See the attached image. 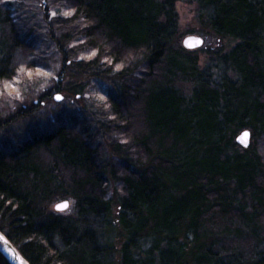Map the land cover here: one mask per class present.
Listing matches in <instances>:
<instances>
[{
  "label": "trees",
  "instance_id": "trees-1",
  "mask_svg": "<svg viewBox=\"0 0 264 264\" xmlns=\"http://www.w3.org/2000/svg\"><path fill=\"white\" fill-rule=\"evenodd\" d=\"M22 1L0 0V86L37 95L22 75L51 58L61 79L0 122V231L24 258L264 264V0H189L234 43L205 67L181 43L182 0H44L37 20ZM98 83L92 123L37 120L56 94L79 102ZM60 200L76 217L50 212Z\"/></svg>",
  "mask_w": 264,
  "mask_h": 264
},
{
  "label": "rangeland",
  "instance_id": "rangeland-1",
  "mask_svg": "<svg viewBox=\"0 0 264 264\" xmlns=\"http://www.w3.org/2000/svg\"><path fill=\"white\" fill-rule=\"evenodd\" d=\"M23 6L28 7V13L34 14L37 17H34L35 20L42 17L44 12L43 7H48V4H44V0H24ZM22 4V3H21ZM52 10V9H51ZM177 13L179 19V30L181 35V43L183 45L184 40L187 37L196 36L201 37L204 40V45L202 48L197 51L195 56L200 59L199 64L205 67L209 62L210 56L208 55V51L213 50L215 52L221 45L225 50H229L234 43L227 39H219L216 38L213 33L206 29L205 25L200 21V8L199 5L193 1L182 0L177 4ZM51 18L55 16V12L52 10L50 13ZM206 49V51H202ZM54 55V54H53ZM55 57V55H54ZM56 58V57H55ZM211 62V60H210ZM49 68H43L42 70H38L34 73L26 72L22 75L23 80L27 83L32 82L33 84H37V95L41 96L44 92H46L49 88H53V81L60 82L58 72L60 69V65L57 64V61L54 58L50 59ZM210 64V63H209ZM214 72V67H211ZM32 89H35V86H32ZM23 84L21 79H16L13 83H5L0 86V122L5 121V118L10 115L15 114L19 109V107H25L28 103L32 102L39 106V100L37 95L34 94L32 97L22 92ZM188 92L187 88H185ZM108 92V87L98 83L93 88L90 89V92L84 96V99L79 98V102H76L72 97H67L63 94L64 100L61 103H56L54 100L48 101V103H44L42 105L43 108L38 109L36 113V118L38 121H41L44 115L54 114L58 115L62 118H80L86 122H91L98 113V105L99 103L105 102V95ZM36 97V98H34ZM55 99V98H54ZM93 115V117H92ZM96 120V119H95ZM29 123V122H28ZM16 131V129L14 130ZM4 139V133L0 131V143ZM34 167H37L36 164H33ZM38 171L42 172V168L39 166ZM41 175V180H42ZM114 188L110 190V197H113ZM63 201L60 200L58 202H54L50 205L49 210L55 214H61L63 217H76L75 212V203L72 200H68L70 202V208L63 212L59 213L55 210V206ZM114 223L116 221V209H114ZM116 234L121 232L120 227L115 223ZM118 242V240H117Z\"/></svg>",
  "mask_w": 264,
  "mask_h": 264
},
{
  "label": "water",
  "instance_id": "water-1",
  "mask_svg": "<svg viewBox=\"0 0 264 264\" xmlns=\"http://www.w3.org/2000/svg\"><path fill=\"white\" fill-rule=\"evenodd\" d=\"M204 40L201 37L191 36L187 37L183 42V47L186 50L194 51L202 48ZM64 97L57 94L55 101L61 103ZM237 143L244 149H247L251 145V133L250 131H244L237 138ZM70 208V202L64 201L56 205L55 210L59 213H63ZM0 254L6 259L8 264H30L24 256L15 248L10 240L4 236L0 231Z\"/></svg>",
  "mask_w": 264,
  "mask_h": 264
}]
</instances>
